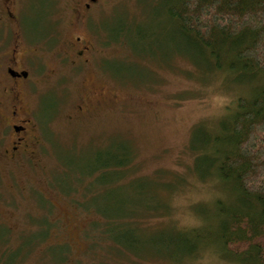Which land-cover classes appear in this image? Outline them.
<instances>
[{"label":"rangeland","instance_id":"rangeland-1","mask_svg":"<svg viewBox=\"0 0 264 264\" xmlns=\"http://www.w3.org/2000/svg\"><path fill=\"white\" fill-rule=\"evenodd\" d=\"M76 1L14 0L7 20L0 0V54L19 32L25 48H38L33 70L56 71L27 96L36 108L34 156L19 163L0 156V264H237L206 241L196 255L176 260L164 238L199 224L208 230L215 198L225 200L215 176L196 168L189 144L197 127L216 131L227 107L250 95L249 84L208 67L203 52L173 31L159 33L163 22L154 14L162 7L149 5L157 0H99L85 28L72 11ZM124 26L126 41L114 40ZM150 31L154 40L143 41ZM75 34L99 49L92 65L72 67L62 57ZM93 87H104L101 107L68 120ZM123 149L130 160L119 177L98 173L92 181L95 210L78 206L90 198L86 182L61 190L68 177L99 167L103 152ZM100 213L117 220L112 241L93 224L104 221Z\"/></svg>","mask_w":264,"mask_h":264},{"label":"trees","instance_id":"trees-1","mask_svg":"<svg viewBox=\"0 0 264 264\" xmlns=\"http://www.w3.org/2000/svg\"><path fill=\"white\" fill-rule=\"evenodd\" d=\"M50 3L51 0L48 6ZM149 5L162 7L160 15L154 14L163 22L159 33L173 31L182 42L203 52L208 67L224 69L234 81L250 87V95L238 96L233 106L227 107L229 112L218 121L216 131L204 127L193 131L189 147L194 150L196 168L202 176L214 175L227 196L225 200L221 196L215 198L208 230L200 224L177 229L173 236L164 238L165 251L177 260L196 255L198 245L208 242L233 257L237 264H264V0H157L149 1ZM42 21L46 24V18ZM126 30L121 27L113 39L126 41ZM147 33H143L142 40H154L155 31ZM129 155V149L117 154L103 152L98 156L99 167L83 176L68 177L61 190L67 193L86 182L90 198L88 202L77 200L78 206L95 210L92 198L96 187L92 181L98 173L113 171L119 177ZM101 216L104 221L93 224L112 241L109 228L117 220L115 216ZM116 248L125 249L120 245ZM61 258L56 256L55 260Z\"/></svg>","mask_w":264,"mask_h":264},{"label":"flooded vegetation","instance_id":"flooded-vegetation-1","mask_svg":"<svg viewBox=\"0 0 264 264\" xmlns=\"http://www.w3.org/2000/svg\"><path fill=\"white\" fill-rule=\"evenodd\" d=\"M3 13L7 20L14 15L11 7L14 0H2ZM99 0H77L72 7L76 14L77 23L86 27L92 19L93 11ZM67 51L61 53L72 67H86L92 65L99 49L90 39H84L75 34L66 41ZM36 47L27 49L21 34L15 32L10 45L0 54V156L8 162L19 163L21 157L32 159L35 146L39 143L37 123L33 112L35 106L28 103L27 96L36 88L42 76L53 77L54 68H45L43 72H35ZM59 54V53H56ZM100 63L105 67V62ZM104 87L92 88L85 91L77 102L71 106L72 111L67 115L68 120L75 117L89 118L94 110L101 107ZM1 225V224H0Z\"/></svg>","mask_w":264,"mask_h":264}]
</instances>
